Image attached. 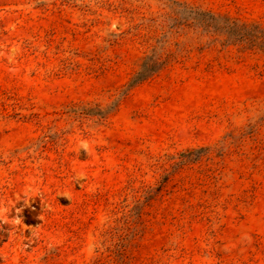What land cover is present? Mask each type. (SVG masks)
<instances>
[{
  "label": "rangeland",
  "instance_id": "rangeland-1",
  "mask_svg": "<svg viewBox=\"0 0 264 264\" xmlns=\"http://www.w3.org/2000/svg\"><path fill=\"white\" fill-rule=\"evenodd\" d=\"M250 26L264 0H0V264H264Z\"/></svg>",
  "mask_w": 264,
  "mask_h": 264
},
{
  "label": "trees",
  "instance_id": "trees-1",
  "mask_svg": "<svg viewBox=\"0 0 264 264\" xmlns=\"http://www.w3.org/2000/svg\"><path fill=\"white\" fill-rule=\"evenodd\" d=\"M250 28H251V31H257V33L259 34L258 36L264 40V30L263 29H258L257 26H250ZM147 71L152 72L149 66L145 65V68L142 70L140 76H143V74L146 73Z\"/></svg>",
  "mask_w": 264,
  "mask_h": 264
},
{
  "label": "clouds",
  "instance_id": "clouds-1",
  "mask_svg": "<svg viewBox=\"0 0 264 264\" xmlns=\"http://www.w3.org/2000/svg\"><path fill=\"white\" fill-rule=\"evenodd\" d=\"M82 149H85L87 151V146L86 145H82ZM65 198L69 199L67 196H65Z\"/></svg>",
  "mask_w": 264,
  "mask_h": 264
}]
</instances>
